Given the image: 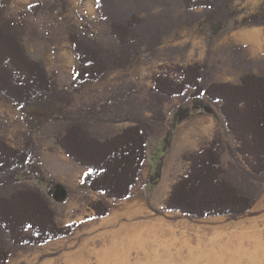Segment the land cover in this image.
<instances>
[{"label": "trees", "instance_id": "obj_1", "mask_svg": "<svg viewBox=\"0 0 264 264\" xmlns=\"http://www.w3.org/2000/svg\"><path fill=\"white\" fill-rule=\"evenodd\" d=\"M132 1L139 9L128 8L130 0H97V10L107 20L114 38L109 46L84 31L70 30L69 41L79 61L70 86L60 83L42 61L30 55L22 29L0 18V91L16 102L26 124L18 146L0 138V264H9L13 251L67 237L76 227L74 223L60 224L46 192L23 181L25 175H42L43 153L36 132L51 122L63 123L58 143L89 170L85 183L122 201L134 194L142 176L150 136L164 123V104L176 96L183 102L201 103L205 98L218 102L236 144L225 146L216 135L200 150L183 154L188 168L173 184L159 211L179 210L197 218H235L253 208L257 189L248 178L264 181V70L256 73L246 66L237 84L213 80L207 61L156 73L149 90V117L122 114L123 102L117 94L101 103L71 109L75 93L84 83L102 80L137 56L154 54L164 36L177 28L205 18L204 30L213 39L224 34L235 17L234 0ZM8 2L0 0V9ZM200 7L203 13L198 11ZM180 8L184 12L177 16ZM243 24L264 25V14L248 17ZM180 107L175 106L173 113L179 115ZM109 119L132 124L101 137L94 126ZM227 150L234 159L228 167L223 161ZM240 155L246 165L243 183L234 173ZM159 166L162 169L163 161ZM49 181L58 184L55 177ZM91 207L98 217L111 210L104 199L93 201Z\"/></svg>", "mask_w": 264, "mask_h": 264}, {"label": "rangeland", "instance_id": "obj_2", "mask_svg": "<svg viewBox=\"0 0 264 264\" xmlns=\"http://www.w3.org/2000/svg\"><path fill=\"white\" fill-rule=\"evenodd\" d=\"M135 5L132 0L127 2V7L132 10L139 9ZM198 11L203 13L204 8L200 7ZM178 12L177 16L184 11L180 8ZM0 18L22 29L24 45L30 55L42 61L60 83L69 86L79 66L69 41L70 30L84 31L105 46L114 41L107 20L97 10V0H9L8 5L0 9ZM203 20L192 26L177 28L165 35L162 42L176 36L181 39L187 27H190V35L207 33L204 27L201 33L195 29ZM162 42L154 54L137 56L132 63L116 68L102 80L84 83L81 91L75 93L71 109L76 111L80 107L101 103L112 94H117L122 98V114L149 117V90L153 85V76L189 62L187 44L161 47ZM205 60L213 80L236 74L237 70L245 71L246 66L256 73L264 70V58L249 59L238 46L216 51L210 48ZM178 105H181L180 116L197 113L200 109L220 111L219 103L208 98L195 103L192 100L183 102L176 96L164 104V114H175L173 108ZM112 116L109 115L110 118ZM130 124L131 121L115 123L109 119L96 124L94 131L101 137H107ZM164 124L161 123L150 136L145 170L152 167V173L135 186L131 197L122 201H115L87 186L84 181L86 168L70 160L66 152L60 150L62 146L58 143V134L63 130V123L51 122L38 130L36 135L43 153L42 175L40 178L25 175L23 181L40 186L46 192L60 224L74 223L76 227L67 237L13 251L9 264H264V181L248 178L256 186V202L250 212L235 218L226 215L187 216L190 219V224H187L182 223L183 217L176 214L183 213L179 210L159 211L163 209L173 184L189 165L183 154L178 156L163 171L168 176L167 183L159 184L157 177L162 175L159 162L171 143L170 136H164L168 123ZM25 127L16 102L0 91V138L18 146ZM227 135V142L235 145L233 135ZM225 142L223 139L226 146ZM231 160L234 159L228 150L224 151L226 167ZM235 163L234 173L238 182L243 183L246 176L242 169L246 165L242 158ZM50 177H55L58 184L50 183ZM150 179L153 182L150 183ZM159 191L161 196L156 199L154 194L158 196ZM100 199L111 205L109 214L103 217H98L91 207L93 201ZM134 200L141 202V213H122L111 219L126 202ZM135 204L133 206H137ZM156 217L161 219V223L154 222ZM187 229L190 231V257L186 243L173 241L175 235L180 236Z\"/></svg>", "mask_w": 264, "mask_h": 264}, {"label": "crops", "instance_id": "obj_3", "mask_svg": "<svg viewBox=\"0 0 264 264\" xmlns=\"http://www.w3.org/2000/svg\"><path fill=\"white\" fill-rule=\"evenodd\" d=\"M234 6L238 13H236L237 15H235V17L229 22L228 29L224 34L210 39L208 33L203 32V25L207 20L204 19L200 25L198 24L195 27L196 30H199L200 33L203 32V34L194 33L190 35V27H187L186 32L181 35V39H178L177 36L170 39H164L161 47H176L187 44V57L189 58V62L186 65L196 62H205L208 49L210 50V48L211 50L216 51L238 46L242 49V54L249 59L255 60L258 58H264V25L243 24V21L248 17L264 14V0H234ZM234 73L236 74H228L224 78L216 79L215 81L231 82L235 84L240 83L241 76L244 71L237 70ZM162 119L166 124L168 123L167 125L164 124L166 125V133L164 136H170L171 143L169 150L162 158V175L157 177L160 182L159 184H163L165 181V183H167L166 179L168 176L165 175L166 173L164 174L163 171L166 170L167 164H171L172 161H174V159H176L178 156L200 150L202 147L206 146L216 135H219L222 144L223 139L226 141V144H231V142H227L229 140V135L227 134L229 133L231 135V133L227 128L226 121L223 118L221 111L215 112L212 110L207 111L200 109L197 113H189L184 116L172 113L166 114ZM24 130H26V127L23 129V131ZM60 150L63 151L64 149L61 147ZM67 156L70 160H72L69 155ZM145 169L146 168L144 164L142 176L137 183L138 185L143 178L146 179L147 175L151 174L153 171L152 167L149 170ZM88 171L89 170L86 168L84 170V174H86ZM159 192L160 193H158V196L157 193L154 194L156 199L160 198L161 196V191ZM176 214L183 217L182 223L190 224V219L186 214ZM154 222L156 224L161 223V219L156 217ZM174 237H176L173 238L174 242L186 243L190 257V231L187 229L180 236L175 235ZM151 239L153 238L151 237ZM148 255H150L149 252Z\"/></svg>", "mask_w": 264, "mask_h": 264}, {"label": "bare ground", "instance_id": "obj_4", "mask_svg": "<svg viewBox=\"0 0 264 264\" xmlns=\"http://www.w3.org/2000/svg\"><path fill=\"white\" fill-rule=\"evenodd\" d=\"M133 203H136L137 206H133ZM130 205H132L133 207H130ZM142 208H143V206H142V204H141V202L139 200H134V201L126 202V205L121 210H119L118 212H116V214H114L111 219H115V217L121 215L122 213H127V214H131V213L132 214L133 213H141ZM118 219H119V217H118ZM106 221H107V219H106ZM213 244H214V242H213ZM256 251L257 250H254V252H256ZM263 255H264V253H263Z\"/></svg>", "mask_w": 264, "mask_h": 264}]
</instances>
